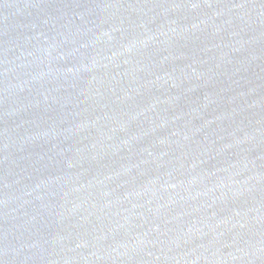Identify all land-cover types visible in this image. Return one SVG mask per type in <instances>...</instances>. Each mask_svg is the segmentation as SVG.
I'll list each match as a JSON object with an SVG mask.
<instances>
[{"label":"water","instance_id":"1","mask_svg":"<svg viewBox=\"0 0 264 264\" xmlns=\"http://www.w3.org/2000/svg\"><path fill=\"white\" fill-rule=\"evenodd\" d=\"M0 264H264V0H0Z\"/></svg>","mask_w":264,"mask_h":264}]
</instances>
